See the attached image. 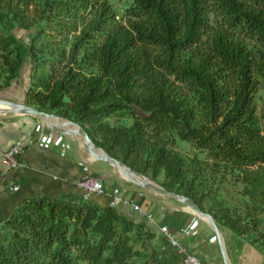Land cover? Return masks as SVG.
<instances>
[{"label": "trees", "instance_id": "1", "mask_svg": "<svg viewBox=\"0 0 264 264\" xmlns=\"http://www.w3.org/2000/svg\"><path fill=\"white\" fill-rule=\"evenodd\" d=\"M26 66L27 106L80 124L264 252V0H0V91ZM158 229L35 199L0 225V264H184Z\"/></svg>", "mask_w": 264, "mask_h": 264}, {"label": "crops", "instance_id": "2", "mask_svg": "<svg viewBox=\"0 0 264 264\" xmlns=\"http://www.w3.org/2000/svg\"><path fill=\"white\" fill-rule=\"evenodd\" d=\"M23 71L21 80L5 92L8 94L0 92V99L26 104L27 90L23 100L15 96L26 75L30 80V68L26 66ZM16 143L22 147L19 167L9 169L3 166L2 158ZM86 151L81 143L49 128L39 118L15 114L0 117V225L23 203L35 199L88 200L109 208L117 198L119 212L129 219L140 223L148 218L151 225L159 226V235L160 228L168 226L188 253L195 254L204 264H226L219 241L205 222L172 203L175 201L125 182L107 162L90 159ZM91 177L103 181L104 194H87L81 183ZM219 230L230 264H264V252L256 245L228 229L219 226Z\"/></svg>", "mask_w": 264, "mask_h": 264}, {"label": "water", "instance_id": "3", "mask_svg": "<svg viewBox=\"0 0 264 264\" xmlns=\"http://www.w3.org/2000/svg\"><path fill=\"white\" fill-rule=\"evenodd\" d=\"M0 105L12 107V109L8 111H3L0 109V117L8 114H15L21 116H32L35 118H39L43 121L44 119H49V120L57 119L59 121V124H57V126L47 121H44V123L49 128H52L64 134L65 136H68L73 140L78 141L79 143H81V145L83 144L82 139H84V142L86 143L89 151L93 152L96 155L94 161L102 160L107 162L109 166L113 168L114 174L118 176L120 179L124 180L125 182L135 184L136 186L140 187L141 189L147 192L154 193L155 195L160 196L167 200L178 202L184 205L185 207L189 208V211L187 210L185 211L196 216L199 220L205 222L212 229V231L214 232V234L216 235L219 241L220 249L225 258L226 264H230L224 243L221 238L219 226L217 225L214 218L210 214L201 211V209L191 199H189L186 196L168 191L166 188H164L155 180L134 171L133 169L128 167L125 162L113 157L104 148L100 147L88 134L86 129L82 127L80 124H77L62 117H58L56 115L39 111L33 107L27 106L26 104L20 102H12L9 100L0 99ZM118 171L124 173L125 176H121L118 173ZM3 176L4 175H2V177Z\"/></svg>", "mask_w": 264, "mask_h": 264}, {"label": "built area", "instance_id": "4", "mask_svg": "<svg viewBox=\"0 0 264 264\" xmlns=\"http://www.w3.org/2000/svg\"><path fill=\"white\" fill-rule=\"evenodd\" d=\"M22 153V147L20 143H16L13 145L7 152L4 153L2 158L3 166L9 169H17L19 167L18 156ZM81 186L87 191L88 195L92 194H104L105 188L104 183L101 179L97 177H91L86 179L81 183ZM119 204V200L117 198L113 199L111 203V207H117ZM153 218V216H149V219ZM161 234L166 237L174 247H176L179 252L185 255V263L184 264H204L200 258H198L195 254H189L188 251L179 243L176 236L171 232L168 226H162L160 228Z\"/></svg>", "mask_w": 264, "mask_h": 264}, {"label": "rangeland", "instance_id": "5", "mask_svg": "<svg viewBox=\"0 0 264 264\" xmlns=\"http://www.w3.org/2000/svg\"><path fill=\"white\" fill-rule=\"evenodd\" d=\"M110 2L113 5V7L118 9V10L123 8L125 5V0H110ZM16 33L19 37H23L24 40L27 41L28 34L25 31H23L21 29H17ZM28 69H29V67H28ZM23 72H22V75H24ZM28 78L29 77L26 75V79L22 80L23 82L21 81V84L18 87V91L15 94V96H18V98H21V100H23L24 92H25V90H27L29 88V85H30V80H28ZM260 81H261V85L259 86V91L256 95L257 109H258L259 116H261L262 112L264 111V80H260ZM7 89H4L3 91H0V92L5 93V92L9 91ZM5 94H8V93H5ZM25 98H26V95H25ZM179 150L181 152H184V153L185 152L186 153H194L195 152V148L193 147V145L191 143H185V142L179 143ZM112 170H113V168H112ZM172 203H174V204L184 208L185 210H187V208L180 203H177V202H172Z\"/></svg>", "mask_w": 264, "mask_h": 264}, {"label": "bare ground", "instance_id": "6", "mask_svg": "<svg viewBox=\"0 0 264 264\" xmlns=\"http://www.w3.org/2000/svg\"><path fill=\"white\" fill-rule=\"evenodd\" d=\"M0 109L1 110H3V111H8V110H11L12 109V107H10V106H5V105H0ZM44 121H47V122H49V123H51V124H54L55 126H57V124H59V121L57 120V119H51V120H49V119H44ZM82 141H83V148H84V151H86V147H87V145H86V143L84 142V139H82ZM87 152V154H88V157H90V159H92V160H94L95 158H96V155L93 153V152H91V151H86ZM118 173L121 175V176H125L124 175V173H122L121 171H118ZM187 208V207H186ZM187 211H189V208H187Z\"/></svg>", "mask_w": 264, "mask_h": 264}]
</instances>
